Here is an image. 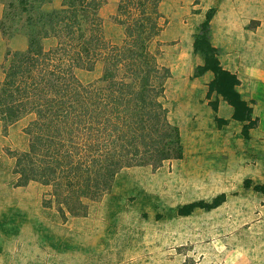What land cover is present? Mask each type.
Wrapping results in <instances>:
<instances>
[{"label": "crops", "instance_id": "obj_1", "mask_svg": "<svg viewBox=\"0 0 264 264\" xmlns=\"http://www.w3.org/2000/svg\"><path fill=\"white\" fill-rule=\"evenodd\" d=\"M120 1L106 0L101 9L113 43L125 37L124 26L111 19ZM159 9L167 24L157 38L163 43L158 60L171 71L161 101L180 128L183 157L156 169H124L110 192L86 200V215L67 212L64 218L50 185L18 184L16 154L29 150L25 130L35 114L6 129L0 121V264H186L187 247L197 238L205 246L207 230L222 240L224 231L228 236L264 224V191L256 189L264 187V0H163ZM211 9V42L223 68L240 80L236 88L251 108L245 120L234 117V105L210 93L213 71L196 76L205 64L195 53L196 35ZM2 12L0 5V20ZM57 42L44 43L50 49ZM28 46L25 35L9 41L0 29V81L8 48ZM97 69L92 79L102 71ZM219 195L226 201L215 209L179 213Z\"/></svg>", "mask_w": 264, "mask_h": 264}, {"label": "trees", "instance_id": "obj_2", "mask_svg": "<svg viewBox=\"0 0 264 264\" xmlns=\"http://www.w3.org/2000/svg\"><path fill=\"white\" fill-rule=\"evenodd\" d=\"M52 1L0 0L3 36L10 41L21 34L29 42L26 50H7L0 121L6 129L35 114L25 130L29 150L16 154L18 184L51 185L56 208L66 218L67 212L86 215V199L110 192L124 168H158L166 160L182 158L184 147L180 128L161 101L171 71L151 47L163 29V0L119 2L112 20L126 27L122 44L106 37L101 15L106 0H63L61 7L48 8ZM214 14L215 9L208 11L196 35L195 53L205 59L196 76L213 71L210 93L234 105V117L245 120L251 108L236 88L240 80L223 68L211 42ZM47 38H56V46L46 49ZM99 61L105 63L101 77L83 83L76 69L93 70ZM256 189L264 191L262 186ZM225 201L219 195L212 202L190 203L179 213L190 215L198 207L212 210Z\"/></svg>", "mask_w": 264, "mask_h": 264}, {"label": "rangeland", "instance_id": "obj_3", "mask_svg": "<svg viewBox=\"0 0 264 264\" xmlns=\"http://www.w3.org/2000/svg\"><path fill=\"white\" fill-rule=\"evenodd\" d=\"M165 21H166L165 16L162 14L160 23L163 29L164 26H166L167 24V22ZM120 25L124 26V24H120ZM124 28H125V37H126V27L124 26ZM125 37L122 39L120 43H114V44H122L124 42ZM157 38L158 36L153 40L151 47L153 52L157 53V57H158L161 53L160 45H162L163 43L157 41ZM158 62L160 61L158 60ZM104 66H105L104 61H99L95 65L93 70L82 69L83 71H80L78 70L79 68L76 69V75L80 78V80L83 83L85 84L92 83L97 81L101 77L104 70ZM99 67H101L102 71L100 73H97V75H95L97 76L95 79H92L91 77L94 76V72H96V70H98L97 68ZM166 83H165V90H166ZM123 170H121V172ZM257 226L258 227L253 228V225H245V228L233 230L232 232L229 233L230 235L228 236L225 234L226 232L224 231L222 234L223 235L222 240L221 237L219 240H216L215 237L211 235L212 232L207 230V233L208 235L210 234L209 235L210 237L207 240L205 246L200 247V244L202 243L197 238L195 240L192 239L191 241L192 243H190V245L187 247L189 250L190 257H188L189 259H187L186 264H264V224L261 223L260 225L258 224Z\"/></svg>", "mask_w": 264, "mask_h": 264}]
</instances>
